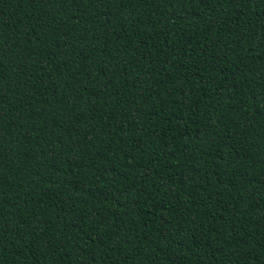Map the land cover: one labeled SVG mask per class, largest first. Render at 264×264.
<instances>
[{
	"label": "trees",
	"instance_id": "16d2710c",
	"mask_svg": "<svg viewBox=\"0 0 264 264\" xmlns=\"http://www.w3.org/2000/svg\"><path fill=\"white\" fill-rule=\"evenodd\" d=\"M0 264H264V0H0Z\"/></svg>",
	"mask_w": 264,
	"mask_h": 264
}]
</instances>
